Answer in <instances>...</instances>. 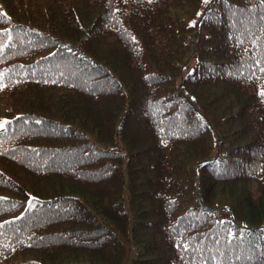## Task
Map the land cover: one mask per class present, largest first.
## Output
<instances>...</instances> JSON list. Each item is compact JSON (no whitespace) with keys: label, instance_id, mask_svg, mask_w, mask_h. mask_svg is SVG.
Masks as SVG:
<instances>
[{"label":"trees","instance_id":"16d2710c","mask_svg":"<svg viewBox=\"0 0 264 264\" xmlns=\"http://www.w3.org/2000/svg\"><path fill=\"white\" fill-rule=\"evenodd\" d=\"M0 1V264H264V0Z\"/></svg>","mask_w":264,"mask_h":264},{"label":"snow or ice","instance_id":"6c2138e0","mask_svg":"<svg viewBox=\"0 0 264 264\" xmlns=\"http://www.w3.org/2000/svg\"><path fill=\"white\" fill-rule=\"evenodd\" d=\"M205 2H207V0H205ZM198 15H199V13H198ZM191 23H193V24H195L196 22L195 21H192ZM0 47H2V45H0ZM262 71H264V69H261ZM0 87H3V85L2 84H0ZM260 94L262 95V96H264V89H261V92H260ZM7 123V121H0V128H3L4 126H5V124ZM37 198L36 197H32L31 198V200H29V205H30V207H34V201L36 200ZM229 237H231V233H229Z\"/></svg>","mask_w":264,"mask_h":264},{"label":"rangeland","instance_id":"374dc122","mask_svg":"<svg viewBox=\"0 0 264 264\" xmlns=\"http://www.w3.org/2000/svg\"><path fill=\"white\" fill-rule=\"evenodd\" d=\"M18 1V0H17ZM8 3L12 6L14 3H15V1L13 0V1H10V0H8ZM0 4H2L3 5V3L0 1ZM4 7V6H3ZM4 10V12L5 13H9V8H7V9H5V8H3ZM256 207V206H255ZM254 212H255V214H260V212H258V210H257V208L254 210ZM264 212V211H263ZM263 212H262V214H263ZM2 221V220H1ZM40 262H45L46 260H44V259H41V260H39Z\"/></svg>","mask_w":264,"mask_h":264}]
</instances>
